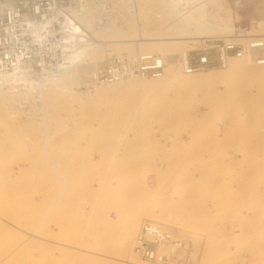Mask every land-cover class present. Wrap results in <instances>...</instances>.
Segmentation results:
<instances>
[{
    "label": "rangeland",
    "instance_id": "rangeland-1",
    "mask_svg": "<svg viewBox=\"0 0 264 264\" xmlns=\"http://www.w3.org/2000/svg\"><path fill=\"white\" fill-rule=\"evenodd\" d=\"M98 1L108 2L102 26L136 20L138 13L141 24L133 25L138 30L166 26L159 16L162 0H127L131 10L118 8V0ZM223 5L235 27L223 39L259 43L264 0H223ZM125 47L105 50L96 67ZM128 47L130 57L141 52L138 44ZM263 49L249 54L257 65H264ZM219 65L210 67L218 68L216 74L210 68L185 73L161 93L141 85L91 104L90 97L82 106H50L51 115L57 114L48 121L49 131L58 134L53 153L68 179L59 201L57 171H50L43 149L29 140L31 126L20 127L25 116H11L17 125L1 110L6 118L0 114V264H122L118 259L128 254L120 253L118 242L127 221L136 224L133 241L145 222L178 237L186 232L194 264H264V81L245 82L229 70L228 59ZM121 139L125 146L116 152Z\"/></svg>",
    "mask_w": 264,
    "mask_h": 264
},
{
    "label": "bare ground",
    "instance_id": "bare-ground-1",
    "mask_svg": "<svg viewBox=\"0 0 264 264\" xmlns=\"http://www.w3.org/2000/svg\"><path fill=\"white\" fill-rule=\"evenodd\" d=\"M162 1L165 3V5L163 11L159 13V16L161 19L160 21H163L166 26L164 28H157L156 30H154V32H148L145 28L146 26L141 27L139 30L136 29V25L133 26L134 24H137V22H141V13H138V18L136 20L129 18L121 22L120 25H114L111 27L107 25L105 26L104 24L102 26L100 14L104 9L107 8V1L102 3L98 0L94 1L97 3V6L99 8V11L96 12L93 5L94 3L91 0H70V3L68 4L66 9V12L68 14V25H65L64 29H62V41L60 44L64 52V60L60 61L55 66L45 67L44 69H40L39 71L32 70L28 64L17 62L9 72H0L1 117H3V111L1 110L4 109H7L8 112H10L9 115L7 114V111H5L8 115L6 116V114L4 113L7 118L11 116L14 118H18L19 115H21V117L22 115L25 116L23 117L25 119L24 123L20 120L23 123V125L20 124V127L25 129L26 127L29 128V126H31V131H28L27 133H31L32 135L34 134V136H30L31 138L28 137L29 140L32 143L34 142L37 148L43 149L41 152L39 151L43 155V157L41 155L40 157L47 160L48 164L46 163V166L50 168V171L51 169H56L59 182L63 187V193L56 201L64 198L68 184L66 180L68 179H66L67 177L65 171L62 168V165L60 164V161L56 157H54L55 155L53 153V145H55L56 143H54V141L57 139H54V136H57L58 134L56 135L57 131L55 130L53 132L49 131L50 125L48 121L54 119L57 114L54 115L52 113L54 116L51 115V113L49 112L50 106L53 107L69 105L71 107H74L76 104L77 106H82L83 102H86V99L90 97L91 98L88 100L91 104L92 99L94 101L99 100L103 95L110 92L118 93L125 89H137L141 85H146L148 89H155L156 92L161 93L162 91L171 88L179 80V78L185 74L177 61L178 56L182 54L183 51L198 49V45L204 42L203 40H201L203 38H213L216 42L220 43L221 41H223L222 38L230 37L233 28H235L233 24L234 22L232 23V20H230V17L228 18V15L226 14L228 9L225 10L223 0ZM116 3V6H118V8L124 7L122 5H125L126 8L130 6L127 8V10H129L132 7V5H126L127 0H118L116 1ZM137 4L139 5V2ZM222 11H225L224 16L222 15ZM227 13H229V11ZM261 23L262 22L260 20V26ZM262 28H264V21L262 23ZM166 33L172 34L171 36H167ZM262 35H264V33ZM230 40L237 39L234 38ZM261 41L264 42V37H261ZM135 44L139 45V51L141 52L149 51L146 53L154 54L156 52L155 49L162 51L160 55L168 61L166 73L163 77H157L153 79H139L128 76L126 77L127 79L124 78L115 82H103L97 79L100 69L106 66L96 67L97 65H100L99 63L103 59L102 56H105L103 55L105 53V50L107 51V49L109 50V48L111 49L112 46H115L116 48L114 49V51L118 52L120 51L118 49L119 46L125 45V53L119 52L118 56L124 54L130 56V47L128 46H132ZM246 44L248 43H245V48H249ZM150 48L155 49H153L154 51H151ZM168 49H170V51ZM242 50L245 49L243 48ZM241 55H229V57L227 58L229 70L231 72H235V74L242 77L244 80L247 79V81L245 82H248V80L252 79H260L264 81V65H257L254 59L249 54H246L245 58H243V56ZM215 65L218 66L219 63ZM214 70H218V68L211 69L213 73ZM226 74H228V72ZM193 78L195 77L193 76ZM81 84L85 85L84 88L86 90L81 91L77 94L76 89L79 88ZM25 104H28V106H24ZM88 104L87 106H90V104ZM71 112L74 116L73 110ZM97 114L99 115V113ZM12 117L9 119H12V122H14V119ZM100 117H102V115ZM9 119H7V121ZM3 121L6 126H10V124H7L9 121ZM16 121V124L18 125L19 120ZM12 122L11 124H13ZM14 126L15 125H11L10 127L14 128ZM39 126H41L42 128H40ZM63 126L66 125L63 124ZM8 127H6L5 129L7 130V133L9 129ZM9 130L11 131V128ZM60 137L61 136L59 135V139ZM62 139H60V141L57 140L60 145L62 143L61 141L64 140ZM118 142L119 143L117 144V146H115L116 148H114L116 152H119V148L121 150V147L125 146L124 140L121 139ZM64 145L63 147H61V149H66ZM73 146H77V144H74ZM104 148H106V146ZM63 150L58 151L61 152ZM47 170L49 171V169ZM50 176L51 175H49V177ZM55 203L57 202H54L52 206L56 205ZM148 223L165 229L174 237H178L169 228L155 224L154 222L143 223L140 226L136 237L140 232L141 227ZM126 224V230L123 231L122 235L119 238L118 247L120 248V253L122 250L125 255L128 254L127 258L129 259H127L125 256V259L118 260L122 264H138V260L140 259L134 252L136 237L134 241L132 240L134 237V233L137 230L136 224H134L133 221H127ZM176 227L179 228V226ZM206 230H210L209 233L207 231L206 232L207 234L211 235V242V240H213L211 239L213 237V233H211V226ZM179 232H181L180 228ZM179 236L180 237L178 238L186 241L187 246L190 247L189 264H194V253L196 252L194 250L193 244L188 240L186 232L182 231V235ZM207 237H209V235H207ZM208 246H210V244ZM224 249L225 254H228L229 248ZM159 251L161 253H166L169 251V248L166 245H161L159 247ZM142 263L145 264L144 262Z\"/></svg>",
    "mask_w": 264,
    "mask_h": 264
},
{
    "label": "built area",
    "instance_id": "built-area-1",
    "mask_svg": "<svg viewBox=\"0 0 264 264\" xmlns=\"http://www.w3.org/2000/svg\"><path fill=\"white\" fill-rule=\"evenodd\" d=\"M69 3L70 0H0V72H9L17 62L39 71L63 61L60 44L62 29L68 25ZM238 40L241 39H223L220 43L213 38L205 40L198 49L183 51L177 61L186 74H191L217 63L225 64L229 55L246 56L252 48L264 47L261 40L259 43ZM245 43L249 48H245ZM167 66L168 61L161 55L138 52L130 57L124 54L112 58L101 68L97 79L103 82H115L128 76L153 79L163 77ZM161 245H166L169 251L161 253ZM134 252L145 264L190 263L187 242L150 223L141 227Z\"/></svg>",
    "mask_w": 264,
    "mask_h": 264
}]
</instances>
